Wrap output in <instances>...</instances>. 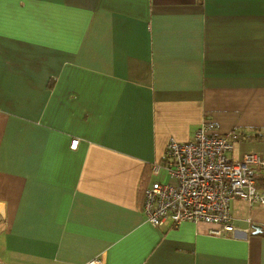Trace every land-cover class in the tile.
<instances>
[{"label":"crops","instance_id":"0c3cea01","mask_svg":"<svg viewBox=\"0 0 264 264\" xmlns=\"http://www.w3.org/2000/svg\"><path fill=\"white\" fill-rule=\"evenodd\" d=\"M203 117L264 146V0H0V264H264V205L142 211Z\"/></svg>","mask_w":264,"mask_h":264},{"label":"built area","instance_id":"2783aa9c","mask_svg":"<svg viewBox=\"0 0 264 264\" xmlns=\"http://www.w3.org/2000/svg\"><path fill=\"white\" fill-rule=\"evenodd\" d=\"M241 132L232 127L219 131V125L203 117L187 141L169 138L163 159L151 163V172L162 168L169 181H152L142 189V211L153 226L167 218L173 226L183 221L207 223L208 232L220 236L233 233L230 201L240 199L248 207L264 205V152L229 156ZM79 139L72 138L75 148ZM105 264V255L89 261Z\"/></svg>","mask_w":264,"mask_h":264},{"label":"rangeland","instance_id":"374dc122","mask_svg":"<svg viewBox=\"0 0 264 264\" xmlns=\"http://www.w3.org/2000/svg\"><path fill=\"white\" fill-rule=\"evenodd\" d=\"M246 153V152H257V153H262L264 152V146L262 144L257 145H249V144H240L237 143L236 146L234 147V154L233 157L237 158L241 153Z\"/></svg>","mask_w":264,"mask_h":264}]
</instances>
